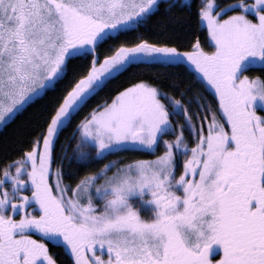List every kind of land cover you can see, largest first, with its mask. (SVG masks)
<instances>
[{
	"label": "snow or ice",
	"instance_id": "6c2138e0",
	"mask_svg": "<svg viewBox=\"0 0 264 264\" xmlns=\"http://www.w3.org/2000/svg\"><path fill=\"white\" fill-rule=\"evenodd\" d=\"M194 18L213 51L199 40L180 51L177 33ZM139 29L101 61L103 44ZM140 64L168 71L137 79L73 125L110 80ZM257 67L264 0H0V127L23 120L35 132L18 159L0 160V264H58L50 245L71 264H264V78L245 75ZM202 113H211L206 127ZM161 145L154 159L118 156ZM109 156L117 159L76 179Z\"/></svg>",
	"mask_w": 264,
	"mask_h": 264
},
{
	"label": "trees",
	"instance_id": "16d2710c",
	"mask_svg": "<svg viewBox=\"0 0 264 264\" xmlns=\"http://www.w3.org/2000/svg\"><path fill=\"white\" fill-rule=\"evenodd\" d=\"M191 3L198 4L199 0H190ZM235 2V0H216V3L220 4V6L227 5ZM144 32L143 29H139L137 31H129L127 33L121 34L114 40H109L107 43L103 44L99 49L100 59H104L105 56H110L113 54V50L115 47H119L122 43L125 46H131V43L136 40L138 36H140ZM179 36L178 43L181 45L180 51H192L191 45L199 40L201 47L205 51H210L212 46L210 45L207 37V30L205 27H201L200 25L195 23V18L192 22L185 26L183 31L177 33ZM175 38V37H174ZM91 57H89V60ZM84 61H74L73 67L77 71H83ZM168 71L166 69L160 67H152L148 68L143 64L140 65H132L127 72H124L114 79L110 80L106 86L100 90L94 97H92L88 104L81 109L79 114L73 118V125L81 119L84 115H86L92 108H94L97 104L103 103L105 100H109L110 97L114 96L118 91L122 90L124 87L130 85V83L135 82L139 78L147 79L149 76L155 75L157 73H162ZM249 76L261 77L264 78V71L259 68L253 69L249 72H246ZM71 79V75L68 78ZM185 84L191 82V76L187 73H182L179 77ZM65 84L68 83V80L64 81ZM159 83L162 86L163 91H167L171 93V89L168 87V80L164 77H160ZM55 95H59V93H52L46 98V100L42 103L50 102ZM207 100L211 103L213 108L216 107L217 101L214 98V94H212L209 89L204 93ZM195 107V104L193 105ZM39 108L36 107L34 109H30V112H38ZM27 116V114H26ZM71 132V128L69 127L65 133L62 134L60 143H65V136H67ZM34 125L26 124L23 120H18L16 123L11 124L7 127H2L0 129V160H2L5 156L9 157L10 160L18 159L20 156L19 149L27 148L28 141H30L33 136ZM57 150L59 153V145L57 146ZM152 153L142 152V151H126L119 153V157L124 155L122 160L130 161L132 159H139L144 157H150ZM101 162L98 164H91L87 168L79 169V175L76 177L78 179L80 176L87 174L89 171H95L100 167ZM73 169L76 168V165L72 166ZM64 171H70L68 167V162L64 163ZM3 174V165L0 164V178ZM66 183H74V180L69 179L68 176H65ZM50 248L53 252H57V260L58 264H71L70 258L68 257L66 252L60 250L58 246L50 245Z\"/></svg>",
	"mask_w": 264,
	"mask_h": 264
},
{
	"label": "rangeland",
	"instance_id": "374dc122",
	"mask_svg": "<svg viewBox=\"0 0 264 264\" xmlns=\"http://www.w3.org/2000/svg\"><path fill=\"white\" fill-rule=\"evenodd\" d=\"M233 3H235V2H233ZM223 6H225V5H223ZM223 6H221V7H223ZM231 14H232L231 12L228 13V15H231ZM205 28H206V27H205ZM208 41H209V39H208ZM209 43H210V42H209ZM210 45H211V44H210ZM213 50H214V48L212 47V49H211L210 51H208V52H211V51H213ZM181 52H184V51H181ZM113 54H114V53H113ZM102 60H103V59H102ZM102 60H101V61H102ZM257 68H258V67H257ZM257 68H254V69H257ZM245 75H248V76H249V74H247V73H245ZM249 77H250V78H254L255 76H249ZM209 91H210L212 94H214V93H213V90H212L211 88H209ZM217 114H218V113H217ZM261 114H264V112H262ZM202 115L206 116V119H205V121H204V124H205V127H206V126H207V123H209V122L211 121V113H202ZM185 136L188 137V133H187V131L185 132ZM164 139L172 140V139H174V137L166 136ZM192 146H193V144H192V142H191V138L188 137V147L190 148V147H192ZM163 150H164V149H163V145H161V146H159V148H157L155 154H151L150 157H144V158H139V159H154V158H155V155H160V154L163 152ZM131 151H133V150H131ZM142 152H145V151H142ZM147 153H150V152H147ZM118 156H119V155H118ZM123 156H124V155H122V156H120V157L123 158ZM115 159H117V156H109V157L107 158V160H102L100 167H102V165H103L104 163H107L108 160H115ZM123 161H124V162H128V161H126V160H124V159H123ZM181 166H182V158H178V159H177V171H178V172L181 170ZM13 172H14V170H13ZM26 194H30V193H26ZM134 203L140 208V210H141V214H142L143 216L148 217V216L151 215L150 207H149L148 205L143 204L138 198L134 200Z\"/></svg>",
	"mask_w": 264,
	"mask_h": 264
},
{
	"label": "flooded vegetation",
	"instance_id": "af4514ba",
	"mask_svg": "<svg viewBox=\"0 0 264 264\" xmlns=\"http://www.w3.org/2000/svg\"><path fill=\"white\" fill-rule=\"evenodd\" d=\"M2 127H0V129H1ZM120 158H122V157H120ZM0 179H3V174H2V176H1V178Z\"/></svg>",
	"mask_w": 264,
	"mask_h": 264
}]
</instances>
